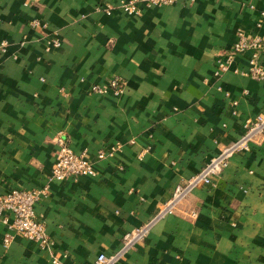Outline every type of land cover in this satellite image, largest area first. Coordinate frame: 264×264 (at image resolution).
Instances as JSON below:
<instances>
[{"label":"crops","instance_id":"obj_1","mask_svg":"<svg viewBox=\"0 0 264 264\" xmlns=\"http://www.w3.org/2000/svg\"><path fill=\"white\" fill-rule=\"evenodd\" d=\"M120 1L0 0V194L46 188L35 210L51 241L15 233L4 245L0 224V264H94L116 252L177 183L239 138L245 117L264 112V79L241 72L250 51L216 73L238 30L264 38V0L140 4L137 14ZM50 36L61 42L46 49ZM259 60L264 68V51ZM113 77L120 92L91 89ZM59 135L95 175L51 178ZM112 264H264V138Z\"/></svg>","mask_w":264,"mask_h":264},{"label":"built area","instance_id":"obj_2","mask_svg":"<svg viewBox=\"0 0 264 264\" xmlns=\"http://www.w3.org/2000/svg\"><path fill=\"white\" fill-rule=\"evenodd\" d=\"M178 0H121L119 9L128 14H137L140 12V4L146 6H162L177 2ZM112 6L106 4L104 10L107 14L111 12ZM264 15V12H262ZM32 25L45 26V22L39 19L32 20ZM260 27V22L257 23ZM46 49L50 46L60 45V39L57 36H50L47 40ZM7 40H0V51H5ZM250 51L248 66L242 73L248 74L255 79H264V68L260 63L259 56L264 51V38L259 33H247L238 30L236 39L230 48L223 51L217 59L216 73L228 70L237 54ZM235 71H239L235 69ZM122 83L119 78H111L106 85L93 84L91 89L94 92L105 93L112 91L118 93L122 90ZM243 132L234 141L224 145L215 155L211 156L200 170L184 181L177 183L170 197L163 203L153 220L135 226L126 231L122 238L119 249L112 254L100 252L95 258L94 264H112L129 248L137 242L143 240L154 220L164 214L172 213L178 204L185 199L190 191L199 185L208 184L213 176L220 175L227 166L229 158L238 150L248 148L249 144L255 138H264V112L247 116L243 119ZM57 148L54 154V163L51 170V178L63 180L67 177H77L79 175H95L92 160L83 152H75L67 140L59 135L56 138ZM98 157L104 155V150L98 152ZM46 188H13L0 194V224L6 227L3 234V244L8 245L15 233L25 238L35 241L40 247L51 245L50 238L46 232L44 223L39 219L35 203L44 194ZM190 216H195L196 212L191 210ZM53 264H63L58 258H52Z\"/></svg>","mask_w":264,"mask_h":264}]
</instances>
